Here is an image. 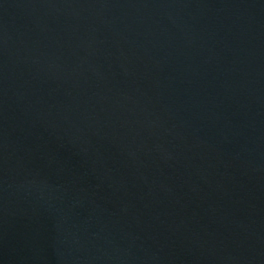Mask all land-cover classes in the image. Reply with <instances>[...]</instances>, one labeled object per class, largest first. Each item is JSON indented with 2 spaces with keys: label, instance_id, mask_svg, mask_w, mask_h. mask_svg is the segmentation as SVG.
Listing matches in <instances>:
<instances>
[{
  "label": "water",
  "instance_id": "1",
  "mask_svg": "<svg viewBox=\"0 0 264 264\" xmlns=\"http://www.w3.org/2000/svg\"><path fill=\"white\" fill-rule=\"evenodd\" d=\"M0 264H264V0H0Z\"/></svg>",
  "mask_w": 264,
  "mask_h": 264
}]
</instances>
